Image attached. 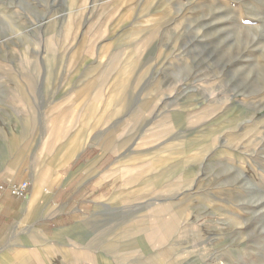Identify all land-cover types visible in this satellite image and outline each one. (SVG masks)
<instances>
[{"label":"rangeland","instance_id":"obj_1","mask_svg":"<svg viewBox=\"0 0 264 264\" xmlns=\"http://www.w3.org/2000/svg\"><path fill=\"white\" fill-rule=\"evenodd\" d=\"M144 6L0 0V175L48 192L103 154L104 198L25 264H264V0Z\"/></svg>","mask_w":264,"mask_h":264},{"label":"crops","instance_id":"obj_2","mask_svg":"<svg viewBox=\"0 0 264 264\" xmlns=\"http://www.w3.org/2000/svg\"><path fill=\"white\" fill-rule=\"evenodd\" d=\"M102 156L98 154L82 163L75 173L52 176L48 192L41 189L35 173L26 198L0 189V264H25L39 240L46 237L54 242L56 231L71 229L85 218L90 197L97 201L104 198L99 192L104 184L99 176L104 169L100 167ZM83 170L85 176L78 177ZM10 177L0 175V182ZM89 182L94 188L87 187Z\"/></svg>","mask_w":264,"mask_h":264},{"label":"bare ground","instance_id":"obj_3","mask_svg":"<svg viewBox=\"0 0 264 264\" xmlns=\"http://www.w3.org/2000/svg\"><path fill=\"white\" fill-rule=\"evenodd\" d=\"M152 2H153V0H142V3L145 5L144 6V8L143 9H149V7L151 6V4H152ZM138 32H134V34H137ZM124 74H126V71H123V72H121L120 73V76H124ZM125 85V83H119V85L116 87H114L113 88V90H112V94H110V98H109V100H108V102H107V104H112V100H114L113 98L115 97V99H116V101H117V99L119 98V95H121V92H122V87ZM114 94V95H113ZM113 95V96H112ZM95 109V108H94ZM93 112H92V114L94 113L95 114V110H92ZM92 114L90 115V116H92ZM87 117V120L85 121V122H87V123H92L91 121V117ZM100 120V118H97L96 119V121H99ZM90 126V125H89ZM50 128V127H49ZM84 137V136H83ZM84 139V138H83ZM82 141H81V138L79 137L77 140H76V142L74 143V144H72L71 145V151H69L68 153H69V157H71V156H73L74 154H75V152L77 151V149L79 148V145H80V143H81ZM79 143V144H78ZM47 148H49L48 146H47V142H45V143H43L42 144V147H41V151L39 152V153H37L38 155H37V159H39L40 158V155L42 156V155H44V151H46L47 150ZM42 159H43V157H41ZM66 160H68V159H66ZM66 160H61V163H65L66 162ZM52 164H55V163H52ZM37 175V174H36ZM36 178V177H35Z\"/></svg>","mask_w":264,"mask_h":264},{"label":"built area","instance_id":"obj_4","mask_svg":"<svg viewBox=\"0 0 264 264\" xmlns=\"http://www.w3.org/2000/svg\"><path fill=\"white\" fill-rule=\"evenodd\" d=\"M29 187L30 184L27 180L0 182V189H7L12 196L17 198H26L29 194Z\"/></svg>","mask_w":264,"mask_h":264}]
</instances>
